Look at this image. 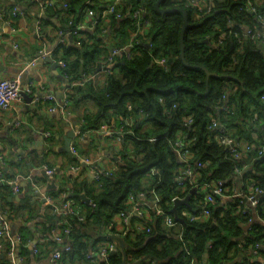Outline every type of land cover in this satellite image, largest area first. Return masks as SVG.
Returning <instances> with one entry per match:
<instances>
[{
  "label": "trees",
  "instance_id": "trees-1",
  "mask_svg": "<svg viewBox=\"0 0 264 264\" xmlns=\"http://www.w3.org/2000/svg\"><path fill=\"white\" fill-rule=\"evenodd\" d=\"M191 1L163 0L160 8L172 12L162 14L156 8L158 0H125L128 11L123 12V7H118V12L125 16L120 26H117L116 15H111L114 27L119 28L122 36H126L128 31L135 33L136 25L126 15L137 9L142 11L143 20H147L149 26L134 40L130 58L125 56L121 60L119 56L114 57L113 66L109 68L112 73L107 74L102 89L88 77L89 73L97 75L95 72H98L99 66L108 69L110 65L111 53L102 56L104 51L96 38V33L101 29L100 19H97L94 31L72 36L75 41H81V48L59 44L52 54V59L57 63H65V67H61L63 75L72 82L66 99L68 108L72 103L76 109L82 100L92 99L100 109L94 118L89 115L85 117V130L100 129L101 113L114 109L116 114L126 120L120 125L122 142H125L122 153L129 149V154L122 155L124 162L118 172L101 175L100 181L94 186H84L91 200L90 205L80 199L81 192L75 188L70 191V197L82 211L79 216L60 215V231L63 232L67 227L71 230L69 244L72 251L63 252L61 262L64 264H122L123 253L119 245L117 253L110 256L107 262L99 258L93 262L87 259L88 253L97 250L103 242L112 240V236L125 240L129 264H221L237 259L239 254L241 261L236 264H245V260L250 263L249 258L254 256L244 254L238 246L242 233L238 224L243 221L241 216L233 217V210L229 209L223 211L224 216L221 217V210L213 209L218 197L215 198V204H209L204 199L205 193L197 192L192 195L190 205H187L196 213L203 207L209 208L212 217L209 222H197L182 216L181 211L186 205L177 208L181 221L176 220L172 213L175 207L172 199H185L194 189L188 181L181 187L177 180L182 164L171 142L178 135L193 156L191 165L196 167L198 162L205 165L197 170L200 174L197 189L210 181L228 182L234 169L238 167L242 170L246 163L251 165L246 177L256 184L255 187L264 188V156H259L264 145L255 147L250 132L255 127L253 120L256 115L264 119V48L261 49L251 40L239 43L234 35L228 40L219 41L222 32L241 33L246 27L255 25L253 15L245 10L246 5L253 0H202L205 5H214L209 13L206 10L196 12ZM65 4L67 7H64ZM57 5L69 15L60 31L74 30L82 20V15H85L82 12L85 6L98 14L102 13L100 0H58L49 8ZM259 6V11L264 14V2ZM184 12L187 13L190 26L185 34V52L182 57ZM229 22L234 23L231 29ZM84 35H87L86 40L76 38ZM146 44L150 47H146ZM118 47L121 49L122 45ZM159 60H165L166 63L158 64ZM169 60L172 62L168 65ZM207 72L211 74L209 78ZM130 116L134 118V124L130 127L132 129L127 124ZM188 116L193 118V123L185 126ZM104 117L107 120L108 116ZM213 121L222 124L237 141L241 142L242 138L247 141L251 147L246 153L247 158L243 156L240 160H234L228 155L214 137L217 129H209ZM146 125L150 130L142 131ZM154 138L157 140L151 142ZM152 169L158 170L159 174L150 176ZM2 170L4 183L0 186L2 190H7L11 187L6 182L11 179L6 178L5 169ZM63 191L67 190L53 191L51 195L59 199ZM152 191L161 199L167 214L175 218L177 226L163 229V218L157 216L156 228L148 224L150 233L142 231L135 234L134 241L130 240L129 235L122 237L116 225L112 224L119 213L129 210L128 193L144 192L151 198ZM260 197L263 203L264 196ZM0 214L3 217L6 215L1 204ZM213 219L215 223L211 222ZM7 221L10 223L8 218ZM139 221V218L134 217L132 227ZM49 242L54 248L55 245L60 246L53 239ZM1 244L4 246L3 261L11 264L7 257L12 247L11 240H0ZM261 245H264V228L258 225L245 241L244 247H252L254 252L260 253V249L256 248ZM38 249L40 256L42 250L39 245Z\"/></svg>",
  "mask_w": 264,
  "mask_h": 264
},
{
  "label": "crops",
  "instance_id": "crops-1",
  "mask_svg": "<svg viewBox=\"0 0 264 264\" xmlns=\"http://www.w3.org/2000/svg\"><path fill=\"white\" fill-rule=\"evenodd\" d=\"M113 1L100 0L101 12L106 10ZM42 3L38 2L36 5L28 0H0V15L6 19H13L12 28H0V80L20 78L25 92L32 90L33 95L38 94L39 97L54 95L57 105H60L66 101L72 82L65 78L61 67L57 69L56 73L51 68V64L47 63V60H43L41 56L43 53L51 52L53 54L57 50L61 44L59 43L61 41L60 29L66 25L69 15L59 5L49 8ZM118 7H123V12L128 11L125 0ZM14 9L18 10L16 17H12ZM132 14L127 13L126 17L133 19ZM82 17L84 22H88L85 15ZM98 19L102 22L101 29L96 33V38L100 42L99 47L104 51L102 56H108L113 49H119V45H122L121 49L128 48V52L131 51L132 47L129 49V46L133 42V32L128 31L126 36H122L119 28L114 27L111 15L103 19L99 16ZM124 19L125 16L122 19L117 18V26H120L119 23ZM145 29H142L141 34ZM85 36L87 35L76 38L86 40ZM74 41L73 37H67L62 44L81 48V41ZM125 56L120 54L118 59L122 60ZM60 57L62 56L60 55ZM35 60H38L36 65H30ZM112 66L113 64H110L108 68ZM104 67L99 66L98 72H95L97 75L92 73L88 75L101 89L105 87L104 82L107 76L103 72ZM108 72L112 73L110 70ZM50 106L51 104L48 102H40L39 104L32 103L28 107L23 96L22 101L16 103L11 109L0 112V152L6 159L5 177L8 179L17 178L20 189L18 193H14L11 188L2 190L3 187L0 186V204L6 211L5 217L10 221L12 237L22 235L23 241L17 250L20 264H51L53 253L62 245L59 243L60 246L55 245L54 248L49 244L50 239L56 243L55 236L61 233L60 215H54L50 206L41 201L39 195L36 194L37 189L41 191L49 181L44 171L46 169L54 171L52 178L59 188L54 192H59L62 189L70 192L75 188L81 192L80 195H86L84 186H94L92 178L94 171H99L103 175L116 173L123 165L122 155L129 154V149L122 153L125 149V142H118L117 139L102 135L94 130H85V117L89 115L94 118L100 113L96 101L84 99L76 109L71 103L66 117L59 110L51 111ZM101 116V128L119 130L120 125L126 121L116 114L114 109L101 113ZM104 116H108L107 120ZM253 125L255 127L250 131L255 141L253 145L255 147L264 145V119H260L256 115ZM70 130L84 132L73 140L77 156L65 152L64 138ZM147 130H150L148 125L144 126L142 131ZM46 133H51L52 137L46 138ZM241 143L248 145L244 138ZM243 156L244 158L248 157L246 153ZM85 162L89 164L85 165ZM250 167V163H246L241 174L232 173L229 181L225 182L226 195L218 197L217 205H213V209L219 208L221 217L224 216L223 211L229 209L233 210L231 213L233 217L241 216L243 221L238 222L242 232L238 239L239 249L244 254L254 255L249 258L250 264H264V245L260 246V253L254 252L252 247H244L245 241L252 236L256 226L260 225L264 228V202L260 201V197L259 203L261 204L254 207L248 199L250 196L256 195L254 189L256 184L246 177V172ZM199 177L200 174H197V182ZM210 183L213 184L214 181L206 182L200 189H196L197 192L205 193L206 197L208 190L206 186ZM51 193L47 194L51 195ZM152 198L153 195L150 199ZM244 210L247 211V214L243 213ZM181 215L197 222H209L212 219L211 216L200 215V211L196 213L195 210L187 206L181 211ZM156 217L157 215L149 212L148 224L155 228L158 225V221H155ZM161 222L164 228L161 227L168 229L164 220ZM211 222L215 223V219ZM129 237L132 241L136 239L135 233ZM35 242L42 250L40 256L33 253L32 245ZM240 259L241 255L239 254L237 259L223 261L221 264H236L241 261ZM246 261L244 262L246 263ZM0 264L8 263L0 259ZM61 264H64L63 261Z\"/></svg>",
  "mask_w": 264,
  "mask_h": 264
},
{
  "label": "built area",
  "instance_id": "built-area-1",
  "mask_svg": "<svg viewBox=\"0 0 264 264\" xmlns=\"http://www.w3.org/2000/svg\"><path fill=\"white\" fill-rule=\"evenodd\" d=\"M30 2H40L44 4L45 7L52 6L56 1L58 0H46L45 2L42 0H28ZM123 0H114L109 7L104 10L100 15L94 10L91 9L89 6H85L82 10V12L85 14V16L88 18V22H84V20L80 21L76 28L74 30L69 31H60V37L61 41L59 43H64L66 41L67 37L72 36H79L83 32L87 31H94V29L97 26V19L100 18H106L110 15H116L118 19H122L124 16L119 11L118 12V6ZM261 2H264V0H253L249 2L246 5V11L253 15L255 20V25L253 27H246L244 31L241 33H234L232 31L222 32V34L219 36V41L228 40L232 35L237 39L239 43H242L244 40H251L252 42L257 43L260 48H264V14L259 11V5ZM191 5L194 9H196V12H203L206 10L207 13L212 11V7L214 5H211V3L205 5L202 0H192ZM64 7H67L65 4ZM18 14V10L14 9L12 13V17H16ZM132 18L134 20V23L136 25V31L133 36V42L138 37V35L141 34L142 29L149 26V22L147 20H143V14L141 10H135L132 14ZM13 19H6L2 15H0V28L2 29H10L12 28ZM230 29L231 26L234 25V23L229 22ZM133 42L129 46V49L133 47ZM139 42V41H138ZM120 54L126 55L127 58L131 57L130 51L128 52L127 49H113L111 52V58H110V64H112L114 57L119 56ZM41 58L43 60L52 59V53H43ZM38 60L32 61L30 65L34 66L36 65ZM159 64H165L166 61L162 60L158 62ZM60 67H65L64 62H59ZM109 69V68H108ZM108 69L104 67L103 72L105 74H108ZM110 70V69H109ZM86 81V80H85ZM83 85L84 83H80ZM26 93L29 96H33V91L28 90L24 91L22 88L21 80L20 78H14V79H4L0 80V112L6 111L11 109L16 103L22 101V93ZM160 101H162L160 99ZM40 102H48L51 104L50 110L51 111H57L61 112L65 117L68 114L69 108H68V102L67 100L63 103H60V105H57L56 99L54 95H45V96H36L33 104H39ZM176 108V107H174ZM129 110H132V107H129ZM193 123V118L191 116H188L185 119V126H189ZM127 124L129 125V128L133 126L134 124V118L129 117V120L127 121ZM132 129V128H130ZM210 130L217 129L218 132L214 134V137L217 141V143L225 148L227 150L228 155L234 159V160H240L243 158L244 153H247L251 150L250 145H243L241 142L237 141L236 139L232 138L224 126L220 124L217 121H213L212 125L209 126ZM96 132L101 133L102 135L109 136L111 138L117 139L118 142H122V136L123 132L122 128L119 130L116 129H110L107 127H102L101 129L94 130ZM84 133L83 131L77 130L76 136H80V134ZM132 133V132H129ZM133 134V133H132ZM46 138L51 137V133H46ZM157 139L154 138L151 140V142H155ZM172 148L176 152L178 159L180 160L182 166L179 170V176L177 180L179 181V184L182 185L185 182H189L195 189L199 188L196 180V175L199 174L197 172L198 169L203 168L205 165L204 163L198 162L196 164V167H193L191 165V160H193V156L191 153L186 150L185 144L182 142L181 138L176 136V140L172 141ZM71 152L73 154H76V147L74 142H72L71 145ZM259 156H264V149L259 151ZM5 156L0 152V183H4L3 180V168L5 166ZM85 165L89 164L88 162L84 163ZM242 170L238 167L234 169V173L241 174ZM46 173L49 176L54 175V171L47 170ZM159 174V171L156 169H152L150 172V176H156ZM103 175V173L99 171H94L93 173V181L94 183H98L100 181V177ZM14 193H18L20 191L18 186V180L17 178L8 180L6 182ZM224 181L220 180L217 182H214L213 184H208L206 187L208 190L206 191V197L204 198L205 201L209 204H215V198L216 197H224L226 195V188L224 187ZM205 185V184H204ZM255 193L256 195L250 196L248 199L252 202L254 207H257L259 204V196L264 194V188L255 187ZM37 193H40V190L37 189ZM151 195H153V198L150 199L147 196V193H128L127 196V205L129 206V210L126 212L119 213L114 220V223L112 226L116 225L117 230L122 233V237H127L128 235H131L133 233L139 234L140 232L144 231L146 233L151 232V228L148 227V221H149V212H154L155 215L158 217H162L164 220V223L168 228H175L177 226V222L174 217H171L167 214L163 206L161 205V199L155 194L154 191L151 192ZM40 200L44 203L48 204L53 211L57 215H65V216H79L81 214L82 209L79 207L77 202L73 200L70 197L69 191H63L60 193L59 199L54 198L52 195H49L47 193L39 195ZM182 200L179 197H174L172 199V202H175L176 200ZM91 204V202H90ZM88 204V205H90ZM244 214H247V211H243ZM200 215L203 216H210L211 211L209 208H204L200 211ZM134 217H137L140 219L138 224L134 227H132V219ZM63 222L62 224H64ZM151 225V224H149ZM71 234V230L67 227L63 230L60 234H57L55 236V241L62 244L61 249L59 248L57 251H55L52 255V262L51 264H61V260L63 257V252L69 253L72 251V247L69 244V236ZM110 236V235H109ZM113 237V236H112ZM111 237V239H112ZM9 239L11 240L12 247L7 252L8 260L11 264H20V256L18 253V247L21 244V237H12L10 233V224L0 214V240ZM19 245V246H18ZM4 249V246L0 245V256L2 255V251ZM256 249H260V246H257ZM33 253L38 254V244L37 242L33 243L32 245ZM118 251V244L113 239L110 241H105L102 244L99 245L97 250H92L87 255V259L91 262H93L96 258L101 259L104 262H107L110 256L117 253ZM245 264H250L249 262H246Z\"/></svg>",
  "mask_w": 264,
  "mask_h": 264
},
{
  "label": "water",
  "instance_id": "water-1",
  "mask_svg": "<svg viewBox=\"0 0 264 264\" xmlns=\"http://www.w3.org/2000/svg\"><path fill=\"white\" fill-rule=\"evenodd\" d=\"M162 1L163 0H158V2L156 4V8L162 14H167L169 12H172V10H163V9L160 8V5H161ZM184 14H185V24H184V27H183L182 37H181L182 57H184V52H185V42H184L185 34H186L187 29L190 26L189 22H188V18H187V13L184 12ZM149 46H150L149 44H146V47L149 48ZM171 62H172V60H169L168 61V65ZM47 63L51 64V68L54 71H56V73H57V69L60 67V64L54 62L53 59H48ZM207 75H208V78L211 76V74L209 72H207ZM22 96L25 97V100H26L27 105L29 107L33 103L35 97L38 96V94L33 95V96H28L26 93L23 92ZM75 136H76V131L70 130L69 132H67L66 137L64 138V141H65V152L68 153L69 155H72L71 145H72V142H73ZM44 174L49 179V181H48L47 185L44 187V189H42L40 191V193H36L38 195L45 194V193H48V192L57 191L59 189L57 184H56V181L51 176L47 175L46 171H44ZM195 193H197V190L193 189V191H191V193L185 199H182V200L178 199V200L175 201V207L173 208L172 213L175 215L176 220L181 221V219L179 218L178 213H177L178 212L177 211L178 206H180V205H186V206L190 205V200L192 198V195L195 194ZM263 196H264V194H263ZM80 199L83 202L87 203V204H90V202H91V200L84 194L80 195ZM5 219H7V218L5 217ZM112 239L119 244V247H120V249H121V251L123 253V263L122 264H128L127 263V244H126L125 240L123 238H121V237H118V236H113ZM4 258H5L4 255L0 256V259H4ZM206 258H207V256H206ZM136 264H139V263H136Z\"/></svg>",
  "mask_w": 264,
  "mask_h": 264
}]
</instances>
